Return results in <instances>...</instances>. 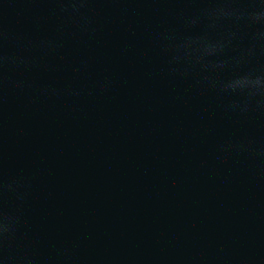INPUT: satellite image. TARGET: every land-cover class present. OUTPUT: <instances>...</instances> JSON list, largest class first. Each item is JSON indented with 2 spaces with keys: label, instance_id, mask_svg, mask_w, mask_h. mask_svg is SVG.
Returning <instances> with one entry per match:
<instances>
[{
  "label": "water",
  "instance_id": "obj_1",
  "mask_svg": "<svg viewBox=\"0 0 264 264\" xmlns=\"http://www.w3.org/2000/svg\"><path fill=\"white\" fill-rule=\"evenodd\" d=\"M0 264H264V0H0Z\"/></svg>",
  "mask_w": 264,
  "mask_h": 264
}]
</instances>
